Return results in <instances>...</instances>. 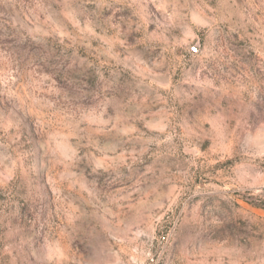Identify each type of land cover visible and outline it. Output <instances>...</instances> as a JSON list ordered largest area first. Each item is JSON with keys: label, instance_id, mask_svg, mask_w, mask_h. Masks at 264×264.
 <instances>
[{"label": "rangeland", "instance_id": "rangeland-1", "mask_svg": "<svg viewBox=\"0 0 264 264\" xmlns=\"http://www.w3.org/2000/svg\"><path fill=\"white\" fill-rule=\"evenodd\" d=\"M0 264H264V0H0Z\"/></svg>", "mask_w": 264, "mask_h": 264}]
</instances>
